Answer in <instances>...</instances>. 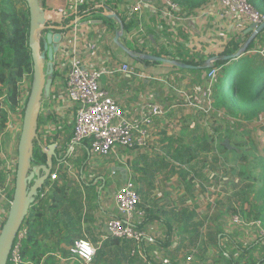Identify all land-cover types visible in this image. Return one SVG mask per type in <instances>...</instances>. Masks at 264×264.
Instances as JSON below:
<instances>
[{
  "label": "rangeland",
  "instance_id": "374dc122",
  "mask_svg": "<svg viewBox=\"0 0 264 264\" xmlns=\"http://www.w3.org/2000/svg\"><path fill=\"white\" fill-rule=\"evenodd\" d=\"M14 6L18 11L26 12L28 8L23 0H15ZM153 23L159 27L160 20ZM195 24L205 30L202 37L210 40V54H221L229 39L221 28V19L207 14L205 10L197 11ZM131 28L136 32L134 39L138 45L148 44L155 50L161 46L156 34L168 32L167 29L160 32L156 28L149 29L154 38L146 40L143 33L137 31V26ZM263 46L264 34L258 43L255 41L254 49ZM60 58L58 53L55 57L58 76L47 78L52 81V87L49 96L43 98L40 115L44 120L50 112L55 121L42 126L40 137H48L51 142L59 138L61 141L56 143H62V146L63 141L67 142L71 137L69 125L73 112L67 98L61 94L69 67L66 65L64 68ZM234 63L230 62L226 70H232ZM61 64L63 69H59ZM177 70L166 81H157L154 75L144 73L145 78L135 84L144 88L142 92L148 96V102L156 103L162 110L158 120L160 124L153 135L154 146L147 149L148 152L121 150L105 159L90 157L87 150L77 147L66 164L60 165V168L58 163L54 166L53 169L58 170L55 171L57 180L46 183L41 204L51 202V196L56 194L57 202L54 204L58 206L60 220H71L75 242L86 239L97 249L94 264H231L224 253L242 264L264 260V236H260L251 224L258 220L264 223V219L259 217V208L263 203L256 199L252 191L254 184L259 186L257 178L261 172L259 160L263 146L257 151L248 143L251 130H264V110L256 117L247 118L236 103L227 109L218 108L212 91L220 69L214 80L208 77L209 71L206 72L204 80L207 85L204 83L203 87L201 84L203 90L200 96L181 75L182 71ZM30 87L29 77H24L21 81L23 102L29 99ZM185 104L195 105L190 107L192 112L188 113L187 119L170 120L169 110L175 105ZM213 120L224 126L215 138H211L210 134L219 125ZM21 121L20 114L16 112L11 115L6 131L0 133V173L6 179L2 185H6L11 193L15 189ZM186 146H190V150ZM62 147L61 154H64L66 146ZM115 168H120V173L114 178L116 183L120 185L126 177L131 178L141 190L142 205L149 206L152 212L149 217L156 216L143 222L142 229L147 240L139 245L125 243L111 246V240H104L106 222L117 214L113 200L115 188L107 184ZM98 174H103L106 180V192L101 196L97 185H92L93 178H97ZM84 176L89 183L81 181ZM238 213L247 225L233 222ZM7 217L0 218V233ZM47 217L53 219L54 215L48 213ZM166 221L172 229L169 238ZM48 243L53 244L54 241ZM249 246L253 249L247 254L245 250ZM69 248L64 246L67 251ZM55 260L57 264L75 263L61 255Z\"/></svg>",
  "mask_w": 264,
  "mask_h": 264
},
{
  "label": "trees",
  "instance_id": "16d2710c",
  "mask_svg": "<svg viewBox=\"0 0 264 264\" xmlns=\"http://www.w3.org/2000/svg\"><path fill=\"white\" fill-rule=\"evenodd\" d=\"M160 1V0H159ZM178 5L181 12H186L188 15L202 9L209 4L212 0H170ZM249 3L257 11L264 14V0H248ZM15 0H0V133L6 131L8 128L11 115L15 114L20 107L21 101V81L24 77H29L31 82L30 92L34 79L33 59L29 46V32H30V15L29 9L27 11H18L14 6ZM23 2L27 5L26 1ZM28 7V6H27ZM92 8L94 7L91 6ZM79 19L85 20L88 16H95L100 11L87 12V8L80 6ZM74 19L65 20L60 26H57L61 33H66L64 29L70 25V22ZM125 26V25H124ZM130 28V26H129ZM128 28V29H129ZM46 33V32H45ZM45 33L41 35V44L43 46L45 42ZM264 34L261 32L256 39L251 43L247 52L254 50L255 41ZM244 38L241 42V38ZM248 35L231 36L230 41L225 46V49L221 54L216 56L217 61L213 62L209 68L205 67V62L201 61H185L180 60L182 63L196 67V69L189 70L190 73L198 74L199 81L203 75V71L218 70L221 73L216 79L213 85V98L218 108L227 109L229 105L237 104L239 111L248 117H256L260 112L264 110V59L259 56L244 55V57L235 61L232 70H226L230 62L225 61L227 56L237 53L243 45L247 42ZM145 63H149L145 61ZM199 68V69H198ZM58 76V71L55 69L52 78ZM25 112V110H24ZM23 112V113H24ZM192 112V108L188 105H179L177 107L176 115L174 118L185 120L188 117V113ZM179 114V115H178ZM199 120L202 122L201 116ZM55 121L52 113L48 114L44 120L39 118L38 134L40 137V130L45 124H51ZM220 126L217 120H213ZM214 128L210 134L211 138H215V135L219 132V129L224 126ZM260 135V138L258 137ZM41 141V140H40ZM61 141L59 138L54 142L48 140L47 146L52 143ZM64 142V141H63ZM42 143V142H41ZM248 143L253 150H257L260 146H263L260 152L259 167L261 172L257 178L259 186L253 185L252 191L254 192L256 199L263 205L259 208L261 215L259 217L264 219V130H251L248 133ZM43 145V143H42ZM34 156L32 166L45 165L47 157L42 153V146L39 144V140L34 142ZM64 148V147H63ZM190 150V146H186ZM66 151V149H65ZM64 151V152H65ZM60 155L61 150L57 151ZM67 151L65 152V156ZM67 158L65 161H67ZM59 163L54 160V166ZM84 165L82 166V170ZM54 171V170H53ZM52 171V173H54ZM51 173V174H52ZM0 185L5 182V175L0 173ZM51 181V175L47 182ZM46 182V183H47ZM47 184H45L40 190L39 195L36 198L35 203L31 206L29 214L25 219L22 229H26V237L23 241L22 257L24 264H57L55 257L61 255L64 258H72L69 251L64 249V246H73L75 243V230L71 227L70 221L60 220V212L58 211L56 194L51 196V202H45L42 205L41 202L43 195L45 194ZM139 190V189H138ZM60 191V190H59ZM141 190H139V193ZM14 191L12 192L13 199ZM141 195V194H140ZM147 221L155 219L156 216L149 217L150 210L147 211ZM54 215L53 219H49L47 214ZM261 221V220H260ZM169 226L168 222L166 221ZM4 225V223H3ZM2 225V227H3ZM264 225V224H263ZM171 227L169 226L168 238L171 236ZM53 240V244H49L48 241ZM111 240V246H120L125 244L115 239ZM252 246L246 248L245 253L250 254ZM224 257L231 264H242L239 261H233V257L227 253H224ZM96 259V258H95ZM262 262L250 261L246 264H262ZM74 264H80L75 262Z\"/></svg>",
  "mask_w": 264,
  "mask_h": 264
},
{
  "label": "built area",
  "instance_id": "2783aa9c",
  "mask_svg": "<svg viewBox=\"0 0 264 264\" xmlns=\"http://www.w3.org/2000/svg\"><path fill=\"white\" fill-rule=\"evenodd\" d=\"M80 1L72 0L69 12L60 10L58 13L60 20L77 17ZM163 1L169 16L178 12L177 4L170 0ZM149 6L150 0H134L130 6V11L134 15H140ZM203 10L207 14L220 18L225 28L232 26L231 34L234 33L237 36L242 35L244 25L256 24L260 26L264 24V14L252 7L248 0H212L200 9V11ZM62 34L65 39L64 33ZM76 48V38L69 39L63 67L65 68L66 65L69 67L65 89L67 96L65 97L73 112V131L70 139L65 143L63 142L62 146L65 145L66 150L69 147L72 153L77 147L84 146L90 157L105 159L121 150L148 152L147 149L153 146L152 128L154 120L162 113L161 107L157 104H149L142 108L137 120H127L122 106L107 89L101 87V80L113 72L106 67L85 69L83 60ZM246 55L259 56L264 59V46L261 49L251 50ZM210 65L211 63L207 67ZM132 71L128 65H124L120 70L126 74H132ZM218 71L210 70L208 77L214 80ZM207 91L210 94L209 87ZM26 103V101L23 102L21 96L20 107L17 111L22 120L21 128ZM40 140L47 146L48 137H40ZM61 144L58 143L59 149H63ZM62 164H66V161L58 163L59 168ZM53 170L51 181H56L58 170ZM117 175L118 171L112 172L109 180V183L115 188L113 200L117 214L110 217L106 222L105 238L106 240L115 239L122 243L139 245L146 240V234L142 229L146 212L141 208V195L131 178H127L123 184H117L114 180ZM11 205V191L6 185H0V218L8 216ZM233 222L237 225H247L239 213L234 216ZM251 224L260 236H264V223L262 221H254ZM26 233L27 230L21 228L13 245L8 264H24L22 248ZM69 252L72 255L71 259L80 264H93L97 255L94 244L86 239L77 240L69 248ZM134 256L135 252L132 253V257Z\"/></svg>",
  "mask_w": 264,
  "mask_h": 264
},
{
  "label": "crops",
  "instance_id": "0c3cea01",
  "mask_svg": "<svg viewBox=\"0 0 264 264\" xmlns=\"http://www.w3.org/2000/svg\"><path fill=\"white\" fill-rule=\"evenodd\" d=\"M71 2L72 0H43L42 5L46 11V21L50 26H60L63 21L70 19H74L73 21L75 22L77 21L74 26L67 29L65 31L66 33H64L65 39L59 51L61 56L60 60L62 63L65 61L64 59L66 51L68 49L69 39L76 38V49L79 56L83 60L85 69L92 70L106 67L113 72L112 74L104 77L101 80V87L107 89L111 93V95H113V97L118 101V103L122 106L126 119L129 121L137 120L139 117V113L144 106H147L149 104H156L152 101L148 102V96L142 92L144 88H139L135 85L137 81H140L139 79L145 78L144 73L154 75L157 81H166L170 74L175 72L177 69L153 67L145 63L144 60L139 61L129 57L119 46L114 43L116 33L115 21L106 19L101 14L104 8H108L110 11L116 13L121 18L125 25V40L127 44L129 46H132L137 52L177 62H181L182 60H196L201 62L204 61L206 63V68H209L207 67V65L210 64L209 60L217 56L210 54V40L206 38V36L202 37V33L205 32V30H202L201 27L195 24L197 11L193 14L188 15L186 12H181V10L179 9L178 12L169 16L167 13L168 10L164 6L163 0H150V6L147 7L142 14L134 15L130 11V6L134 2V0H81L80 6L86 7L87 12H94L95 10H98L100 11V13L95 16H88L85 20L79 19L78 16L75 18L70 17L69 19L60 20V16L58 14L59 11L66 10L69 12ZM93 5L94 7L92 8L91 6ZM159 20V27H155L156 25L153 22L157 21L158 23ZM73 21L70 22V25ZM129 26H137V31L142 32L143 38H145L146 40L154 38V36H152L149 32V29L153 30L156 28L157 32H160L161 29H167V33L169 34H156L157 36L155 37L159 40V44L161 46H157V50H155L154 48L149 47L150 45L148 44L146 46H142L139 43L138 45L137 41L134 39L136 32L132 28L128 29ZM250 26L251 25H244L242 36H251L252 33L246 34V30ZM221 28L225 30L229 38L234 35L231 34V30L233 28L232 26H228L225 28L222 24ZM238 37L241 36L239 35ZM134 40L136 43L134 42ZM240 40L241 42H243L244 38L242 37ZM184 56H188V58L185 59ZM124 65H128L132 68V74L120 72L121 68ZM61 66L62 64L59 66V69H63ZM180 70L182 71L181 75H183V77H186L187 81L196 88L195 92L200 96L203 90L201 88V84L203 87L204 83L205 85H207L206 81L204 80L207 71L202 72L203 75L201 77V80L203 82H200L198 74L190 73L189 70L186 69ZM157 76H162V78H157ZM65 89L66 83L64 88H61V94H63V96H67L65 94ZM138 89H140L141 91ZM178 92L181 94L180 91ZM178 106L179 105H175L169 110V113L171 115L170 120L177 119L174 118V115H176ZM188 106L194 107L195 105L188 104ZM48 114H50V112ZM48 114H46V116ZM160 116H162V113ZM160 116H158L154 120L152 128L153 135L155 129L157 128V126H159L158 124H160V122L158 121ZM69 127L70 133L72 134L73 117ZM153 139L155 140V138ZM79 148L85 150L84 146ZM118 169L120 170V168ZM118 169L115 168L113 172L118 171L120 173ZM124 174H127V172ZM86 179L87 178L84 176V178H81V181H84ZM93 179L94 180L92 185H97L99 195L101 196L105 194L106 180L104 178V175L98 174V177ZM109 180L107 181V184L109 183ZM86 181H88L87 183H89V180ZM100 199H102V197H100ZM148 207H145L143 205L141 206V208L146 212V219L144 221L147 220L149 214L147 212L149 210ZM101 209L102 211H104L103 206H101ZM105 236L104 240L106 239ZM148 241L152 242V240ZM73 261L77 262L75 260Z\"/></svg>",
  "mask_w": 264,
  "mask_h": 264
},
{
  "label": "water",
  "instance_id": "95a60500",
  "mask_svg": "<svg viewBox=\"0 0 264 264\" xmlns=\"http://www.w3.org/2000/svg\"><path fill=\"white\" fill-rule=\"evenodd\" d=\"M30 15L29 46L33 59L34 79L29 99L23 117L22 130L18 145V163L15 178V189L12 205L0 233V264H8L13 245L27 218L31 206L35 203L39 190L46 184L54 168V160L65 162L70 158L72 151L69 149L66 156L58 155V143L49 146L42 145L38 134L39 118L42 111L43 98L48 97L52 87V81L47 80L55 70V57L59 53L64 36L59 28L50 26L46 21V11L42 6V0H25ZM101 14L106 19L115 21L114 43L119 46L129 57L134 60L149 61L148 65L153 67H166L173 69H196L181 62L149 56L137 52L129 46L125 40L124 23L121 18L108 8H104ZM77 21H73L70 26L61 28L67 30L74 26ZM264 31V24L258 26L253 24L246 30V34L252 33L243 47L234 55L224 58L225 61H237L244 57L247 49L256 37ZM46 32V33H45ZM45 33V42L42 46L41 35ZM217 61L214 57L209 63ZM39 140L42 146V153L47 157L45 165L32 166L34 156V142Z\"/></svg>",
  "mask_w": 264,
  "mask_h": 264
},
{
  "label": "flooded vegetation",
  "instance_id": "af4514ba",
  "mask_svg": "<svg viewBox=\"0 0 264 264\" xmlns=\"http://www.w3.org/2000/svg\"><path fill=\"white\" fill-rule=\"evenodd\" d=\"M65 154V153H64ZM64 154H62V157H64L65 155ZM64 155V156H63Z\"/></svg>",
  "mask_w": 264,
  "mask_h": 264
}]
</instances>
